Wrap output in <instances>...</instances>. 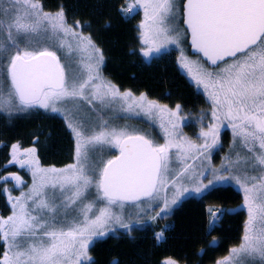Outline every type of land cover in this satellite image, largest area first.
<instances>
[{
    "label": "snow or ice",
    "instance_id": "6c2138e0",
    "mask_svg": "<svg viewBox=\"0 0 264 264\" xmlns=\"http://www.w3.org/2000/svg\"><path fill=\"white\" fill-rule=\"evenodd\" d=\"M138 10L142 56L159 57L175 46L179 69L210 104L211 122L200 121V143L183 133L182 125L192 122L181 115L180 104L169 108L143 93L122 92L104 78L102 49L83 34L87 24L68 23L64 6L52 12L42 0H0V69L9 84L0 89V112L62 113L75 145L74 162L62 168L42 167L35 147L21 153L12 146V162L26 167L32 182L16 197L4 189L11 214L0 216V264H89L96 239L118 228L130 232L133 219L154 221L182 199H203L217 184L233 181L243 193L247 219L241 242L216 264H264V0H134L121 12ZM185 38L200 59L185 54ZM60 50L76 67L62 61ZM115 105L158 121L163 143L113 127L99 115ZM225 126L233 144L247 152L215 168L212 152ZM105 148L118 154L104 159ZM200 160L208 167L189 163ZM2 180L24 184L15 174ZM233 213L209 210V229ZM161 264L178 261L169 257Z\"/></svg>",
    "mask_w": 264,
    "mask_h": 264
},
{
    "label": "trees",
    "instance_id": "16d2710c",
    "mask_svg": "<svg viewBox=\"0 0 264 264\" xmlns=\"http://www.w3.org/2000/svg\"><path fill=\"white\" fill-rule=\"evenodd\" d=\"M125 0H42L45 9L56 11L64 6L66 17L87 24L83 32L90 35L104 53L102 70L123 90L144 92L148 97L170 107L180 104L185 112L197 113L206 105L205 98L187 80L174 57L146 59L136 50V22L122 16L119 6ZM191 126L187 130L191 131ZM36 148L44 165H63L72 159L73 139L58 114L40 108L27 111L0 112V177L17 167L11 163V148ZM225 145H222V151ZM8 181L0 180V216L11 211ZM243 196L231 185H219L203 199H182L166 219L170 224L157 242L153 232L161 228L162 219L149 228L117 233L97 240L89 252V264H161L174 258L179 264H215L242 239L247 216L242 208ZM208 206L234 210L225 215L215 230H210ZM215 242V243H213Z\"/></svg>",
    "mask_w": 264,
    "mask_h": 264
},
{
    "label": "rangeland",
    "instance_id": "374dc122",
    "mask_svg": "<svg viewBox=\"0 0 264 264\" xmlns=\"http://www.w3.org/2000/svg\"><path fill=\"white\" fill-rule=\"evenodd\" d=\"M132 2H134V0H125L123 2V4L119 6L120 12H121V9H126L128 7V5H129V3H132ZM177 2L181 3L182 0H177ZM45 10L48 11L47 9H45ZM121 14H122V12H121ZM132 15L131 16L122 15V16L127 18V19L133 18L135 20V22H136V27H137L138 24L141 22V20L143 18V12H142V10H138L137 12H135ZM67 20H68L69 24H73V25L75 24V21H77V20H71V19H68V18H67ZM178 20H179V18H178ZM178 27L183 29V25L182 24L178 23ZM83 34L84 35H88V34H86L84 32H83ZM137 39H138V32H137ZM180 47L183 48L185 54L190 59H192V60L200 59L199 55H194V54L190 53V50H189V47H188V43H187V38L182 39ZM140 49H141V45H140L139 40H138V45H137V50L136 51L142 56V53H141ZM58 55L61 56L62 61L64 63H66L67 65H71V67H73V68L76 67V65L74 63V59L66 58L65 50L58 51ZM163 55L164 56H169V57H174V59H175V61L177 63V58L179 56V50L176 49L175 46H170V49L167 52L162 53L160 56H163ZM154 57H156V56H153L152 59ZM201 62H203V61H201ZM177 65H178V63H177ZM181 72L185 75L187 80L190 81V83L196 89V87L194 85V82L191 81V79L185 74L184 71L181 70ZM102 74H103L105 79H107V80L111 81L112 83H114L109 78V76H107V74H105L103 72V70H102ZM4 76H5V71L3 69H0V89H3L5 91H7L8 87H9V84H8V82L5 81ZM120 90L122 92L123 91H129V90H123V89H120ZM142 93L145 94L144 92H137V93H133V94L135 96H139ZM204 98H205V101H206V105L203 108H201L199 111H197V113L193 114L192 112H185L183 110L181 111V115L185 116L188 121L192 122L191 127H190L191 128L190 132L187 130V127H189V126H183L182 125L183 133L185 135H187L189 138H192L193 140H196L197 143L202 142V141L197 140V136H198V133H199V130H200V127H201V123H200L201 118L203 117L204 125H207L208 123L211 122L210 104L207 102L206 96H204ZM148 99L154 100V99H152L150 97H148ZM160 104H162V103H160ZM162 105H166V104H162ZM168 107L169 108H174L175 105L172 106V107H170V106H168ZM17 111L18 110L13 109L9 113L12 114V113H15ZM47 111L51 112L50 110H47ZM82 112L85 113V114L91 115V118H92L93 121H96V122L99 121V116L98 115H96L95 113H91V114L88 113L87 105H82ZM56 114H58L64 120V117H63L62 113H56ZM99 115L102 116L103 119L108 120L109 124L112 125L113 127L127 128L129 131H135V132H137L139 134L146 135L148 138L152 139L156 143H163V133H162V131L160 130V128L158 126V121H154L152 119H149L147 116H144L143 114H141L139 116H136L134 114L121 112L119 110V105H115L112 108L103 109L102 112ZM64 122H65V120H64ZM65 124H66V122H65ZM72 139H73V147H72V159H71V161H69V162H67V163H65L63 165H60V166L59 165H44V164H42L40 162L41 166L42 167H53L54 166V167H57V168H62L64 166H66L67 164L73 163L74 162V147H75L73 136H72ZM14 145H17V144H14ZM222 145H225V148H224L223 151H222ZM30 148H32V147H30ZM19 149H20L21 153L25 150L24 148H21L20 146H19ZM26 149H28V148H26ZM12 152H13V149L11 148V163H13L12 162ZM246 152H247V150L242 148L239 144H237V145L233 144V137H232L231 129L228 128L227 126H225L224 128L221 129L220 146L217 149H214L213 152H212L211 166L215 167V168H220L222 163L225 162V158L226 157L230 156L233 160H235L237 153H239L240 157L243 158L246 155ZM116 153H117V150H115V149L105 148L104 152H103V157H104V159H109V158H112L113 155H116ZM20 158H23V157H20ZM189 163H195L198 167L201 164H203V166L205 168L208 167V162L207 161H203V160H200V161H189ZM13 164H15V163H13ZM15 165L17 167V170L15 172L8 171L5 174H2L1 177H0L2 179L3 177H8V176H11L12 174H15V175H19L21 177V179L24 181L23 185H21L20 187H16L15 186V181L8 180V182H10V183H8L6 185V189L9 190V192L11 193V195L13 197L19 196L20 195V191L22 189L24 191H27V188L30 187L31 182H32V177H31L30 171L26 167L25 168H21L18 164H15ZM173 166L174 167H178L175 164ZM243 166H244V164H243V160H242L240 168L242 169ZM237 170H239V169H237ZM209 178H210V176H209ZM204 183H207V179L204 180ZM226 184L227 185H231L233 188H235L236 190L240 191L239 187L237 185H235L234 181L233 182L220 183V184H217L216 186L226 185ZM240 193L243 196V193L241 191H240ZM7 196H8V193H7ZM90 198H94V192H93V194H92V196ZM179 203L180 202H178L176 205L172 206V208H171V210L169 212L162 214L161 217H158L154 221L151 220L150 217H143V216L139 219L138 222L135 219H133L132 220L133 227H132V230L130 232L125 230V229H119L118 228L116 230V232H110L108 235H114V234H117V233H130V234H133L135 231H138L141 228H149L157 220L162 219L165 222H163L161 228L158 229V230H154V232H153L156 241H160L164 237L163 229L164 228L167 229L169 227V225H170L166 219L169 217L172 209L175 206H177ZM207 209H208V212H209V210L218 212L221 208L220 207H216V206H208ZM158 210L159 209H157V211ZM127 211H131V209H128ZM10 214H11V211H10V213L8 215H10ZM151 215H155V212H152ZM7 216H5V218ZM211 219H212V217L209 214V222L211 221ZM246 219H247V216H246ZM160 233H162V236L159 239H157V235L160 234ZM100 239H103V238L96 239L94 241V243L97 240H100ZM238 244H236V245H234L232 247L238 246ZM92 245H90L89 250H90ZM230 249H229V251H230ZM229 251L224 256L228 255ZM89 255L91 256L90 252H89ZM223 257H221V258H223ZM221 258H219V259H221ZM215 264H216V262H215Z\"/></svg>",
    "mask_w": 264,
    "mask_h": 264
},
{
    "label": "water",
    "instance_id": "95a60500",
    "mask_svg": "<svg viewBox=\"0 0 264 264\" xmlns=\"http://www.w3.org/2000/svg\"><path fill=\"white\" fill-rule=\"evenodd\" d=\"M187 42H188V45H189V50H190V52H191L192 54H196V53L194 52V50L191 49V46H190V38L187 39ZM117 154H118V152H117Z\"/></svg>",
    "mask_w": 264,
    "mask_h": 264
},
{
    "label": "flooded vegetation",
    "instance_id": "af4514ba",
    "mask_svg": "<svg viewBox=\"0 0 264 264\" xmlns=\"http://www.w3.org/2000/svg\"><path fill=\"white\" fill-rule=\"evenodd\" d=\"M179 264V263H178Z\"/></svg>",
    "mask_w": 264,
    "mask_h": 264
}]
</instances>
